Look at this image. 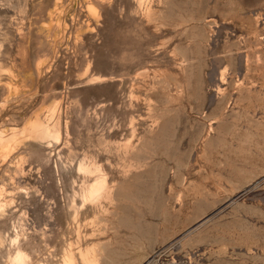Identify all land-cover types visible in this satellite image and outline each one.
Masks as SVG:
<instances>
[{
	"label": "rangeland",
	"instance_id": "374dc122",
	"mask_svg": "<svg viewBox=\"0 0 264 264\" xmlns=\"http://www.w3.org/2000/svg\"><path fill=\"white\" fill-rule=\"evenodd\" d=\"M12 132L0 264H264V0H0Z\"/></svg>",
	"mask_w": 264,
	"mask_h": 264
},
{
	"label": "bare ground",
	"instance_id": "6f19581e",
	"mask_svg": "<svg viewBox=\"0 0 264 264\" xmlns=\"http://www.w3.org/2000/svg\"><path fill=\"white\" fill-rule=\"evenodd\" d=\"M23 134L30 137L42 138V139L49 137H58V134L50 130L49 124H43L41 121H36L34 123H31L30 127H28L27 129L25 128ZM18 140H19V136L18 133L16 132H12L9 135L0 134V144L2 145V147L6 149H12L13 145L16 144ZM79 168L84 172H88V171L91 173L97 172L96 167H92L89 164L88 165L83 164V162ZM251 184L253 185V183H250L249 185L246 186L244 190L252 187ZM106 188H107L106 178L104 177V175L98 174V176L92 183L88 184L83 188L82 197L84 201H90V202L100 201L101 199L109 196V194L106 192L108 191V189L106 190ZM90 251H91V247L85 249L84 251L81 250L80 256L82 257V259L87 264H99V262L101 264V258H99L97 255H90ZM27 260H28V254L21 248L20 245H17L14 255L11 256V261L15 264H27ZM149 262L150 261H147L145 264H148ZM61 264H77V258L75 257V254L67 251L64 255Z\"/></svg>",
	"mask_w": 264,
	"mask_h": 264
}]
</instances>
